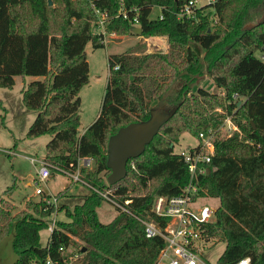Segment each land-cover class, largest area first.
<instances>
[{
    "label": "trees",
    "instance_id": "trees-1",
    "mask_svg": "<svg viewBox=\"0 0 264 264\" xmlns=\"http://www.w3.org/2000/svg\"><path fill=\"white\" fill-rule=\"evenodd\" d=\"M120 1L0 0V87L11 88L16 77L22 78L23 103L37 112L27 137L51 136L44 160L52 173L75 171L80 159L91 158L94 169L82 166L81 178L133 198L130 208L147 217L158 196L181 194L190 181L184 157L175 150L181 135L216 130L215 152L198 179L200 195L220 202L206 236L226 242L217 264L245 257L264 264V60L256 54L264 50V0H216L192 18L178 17L187 0H123L129 18L116 17ZM155 6L162 18L150 17ZM96 7L111 17L108 32L136 35L131 29L137 19L142 37L167 36L169 50L141 54L134 45L109 54L100 112L80 133V91L90 82L87 46L106 45L94 31ZM257 13L260 18L252 20ZM191 41L204 50L206 72L223 95L202 87L192 92L203 63ZM166 98L167 109L177 107L174 116L133 160L134 167L129 161L127 176L108 184L110 136L147 120L152 101ZM228 116L238 130L220 137ZM14 189L15 184L0 194V241L14 232L18 256L13 264H46L48 254L57 257L62 245H75L82 255L79 264H156L163 238L147 237L144 224L130 213L118 212L102 222L97 209L103 198L92 190L73 207L60 206L70 221L57 222L48 249L41 231L50 224L52 208L40 198L18 209L4 198Z\"/></svg>",
    "mask_w": 264,
    "mask_h": 264
},
{
    "label": "rangeland",
    "instance_id": "rangeland-1",
    "mask_svg": "<svg viewBox=\"0 0 264 264\" xmlns=\"http://www.w3.org/2000/svg\"><path fill=\"white\" fill-rule=\"evenodd\" d=\"M160 7H153L151 18H156L161 12ZM213 23L217 19V15L212 14ZM260 14H254L252 20L257 21ZM255 21H250L253 23ZM138 25V24H137ZM167 37V36H166ZM168 40V38H167ZM155 38L147 41L138 35H108L106 45L101 48H94L91 43L87 46L88 61L90 65V82L80 91L81 97V125L79 132L82 133L97 118L103 96L108 81V56L112 53L124 52L129 47L138 45L137 53H145L159 51L158 46L154 45ZM151 44V45H150ZM192 46L198 51L200 61L203 63L202 73L198 76L197 81L193 84L192 92L196 93L197 88L202 87L210 92H216L223 95L224 89L218 87L208 76L206 72V64L204 61V50L195 42L191 41ZM169 45V42H168ZM161 50V51H160ZM169 46L167 48L168 52ZM256 54L264 60V50H257ZM31 78L28 77V80ZM23 80L16 77L13 87H0V194L4 190L15 184L12 195H4V198L10 199L18 209L26 208L27 201H38L39 196L35 194V189L41 185L49 189L52 195L59 197V204H68L74 206L82 201V198L91 188L81 182L75 181L73 177L65 172H53L52 176L46 182L36 183L37 167L31 162V157L44 159L46 154V144L51 139L50 135H42L35 138H28L27 131L31 123L35 120L37 112L28 109L22 100ZM167 98L163 100H153L152 109H167L170 107ZM217 111H223L222 107H218ZM219 136L228 135L225 121L218 131ZM199 142L198 136L185 132L181 135L178 144L175 146L176 151L184 150L194 146ZM94 169V163L92 167ZM68 185V186H67ZM200 204L219 205L218 198L200 197ZM99 219L108 223L116 216L118 210L112 203L103 200L97 209ZM59 220L70 221L65 212L60 210L58 213ZM48 230L41 232L42 243L48 237ZM14 232L5 236L0 241V264H13L17 260V253L13 248ZM78 244L81 240L74 238ZM200 253L202 258L208 264H217L219 257L226 247V242L218 239H211L208 242L200 241ZM73 246L69 250H73ZM76 250V247H75ZM36 264V263H33Z\"/></svg>",
    "mask_w": 264,
    "mask_h": 264
},
{
    "label": "built area",
    "instance_id": "built-area-1",
    "mask_svg": "<svg viewBox=\"0 0 264 264\" xmlns=\"http://www.w3.org/2000/svg\"><path fill=\"white\" fill-rule=\"evenodd\" d=\"M215 1L187 0L180 8L178 17L192 18L198 8L205 4L214 3ZM95 11L98 14V19L94 22V31L101 34L103 41L106 43L108 35H116L115 32L107 31V23L111 17L99 7H96ZM115 16L129 18V12L125 9L123 0L120 1L119 11ZM162 17V13H160L156 18ZM133 21L134 25L138 24L137 19ZM142 38L147 41L150 40V37ZM225 124L228 136L233 131L238 130L230 116L225 119ZM216 135L217 131L212 128L202 130L198 136L199 142L196 145L179 151L183 155L190 171V181L183 187L181 194L172 197L158 196L154 200L147 217H140L130 208L133 198L125 197L123 199L116 192L115 188L102 189L81 178L80 169L82 166L92 167L93 160L91 158L80 159L75 171H66L65 173L73 177L75 181H81L87 184L103 200L112 203L118 212H126L136 216L144 224V232L147 237H162L164 244L159 251L156 264H208L201 256L200 241L208 242L213 239L212 237L206 236V226L215 220L216 209L219 205L199 203L198 200L200 197H216L200 195L198 179L200 175L205 174L206 164L211 161L215 152ZM30 160L37 167L36 183L46 182L52 176V170L49 164L44 159H38L36 157H31ZM131 166H135L133 160L131 161ZM107 183L109 184L108 181ZM35 194L43 198L47 209L52 208L50 224L46 228L49 235L43 242V245L50 249L53 240L52 233L59 221L58 213L61 210L59 197L52 195L48 188L41 185L36 187ZM69 247L64 245L60 246L57 257L48 254L45 260L46 264H79L82 257L81 252L75 250V247H73V250H69ZM233 264H251V259L250 257H245Z\"/></svg>",
    "mask_w": 264,
    "mask_h": 264
},
{
    "label": "water",
    "instance_id": "water-1",
    "mask_svg": "<svg viewBox=\"0 0 264 264\" xmlns=\"http://www.w3.org/2000/svg\"><path fill=\"white\" fill-rule=\"evenodd\" d=\"M52 4V0H49ZM136 35H142V28L134 25L131 29ZM172 109H151L147 120L134 121L119 128L108 140L107 166L110 173L107 176L109 184H117L128 174V163L139 157L156 134L176 113ZM86 247L82 249L85 251Z\"/></svg>",
    "mask_w": 264,
    "mask_h": 264
},
{
    "label": "crops",
    "instance_id": "crops-1",
    "mask_svg": "<svg viewBox=\"0 0 264 264\" xmlns=\"http://www.w3.org/2000/svg\"><path fill=\"white\" fill-rule=\"evenodd\" d=\"M160 10H161V8H160ZM161 12V11H160ZM141 38H142V36H141ZM151 38H155V41H156V43L154 42V45L155 46H153V47H156V46H158L159 47V49H161L162 50V52L163 51H167V48H168V40H167V37L166 36H152ZM151 45V44H150ZM160 50V51H161ZM24 85V84H23ZM68 186V185H67ZM43 230H46V229H43ZM42 230V231H43ZM41 231V232H42ZM41 241H42V238H41Z\"/></svg>",
    "mask_w": 264,
    "mask_h": 264
}]
</instances>
